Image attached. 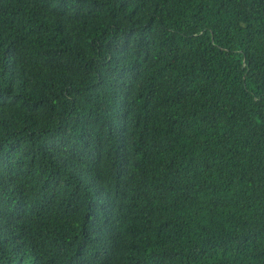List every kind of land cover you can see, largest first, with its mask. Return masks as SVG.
Returning <instances> with one entry per match:
<instances>
[{"label": "trees", "instance_id": "obj_1", "mask_svg": "<svg viewBox=\"0 0 264 264\" xmlns=\"http://www.w3.org/2000/svg\"><path fill=\"white\" fill-rule=\"evenodd\" d=\"M0 264H264V0H0Z\"/></svg>", "mask_w": 264, "mask_h": 264}]
</instances>
